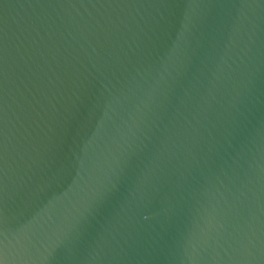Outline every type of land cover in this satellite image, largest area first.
Returning a JSON list of instances; mask_svg holds the SVG:
<instances>
[{"label": "water", "instance_id": "95a60500", "mask_svg": "<svg viewBox=\"0 0 264 264\" xmlns=\"http://www.w3.org/2000/svg\"><path fill=\"white\" fill-rule=\"evenodd\" d=\"M0 264H264V0H0Z\"/></svg>", "mask_w": 264, "mask_h": 264}]
</instances>
